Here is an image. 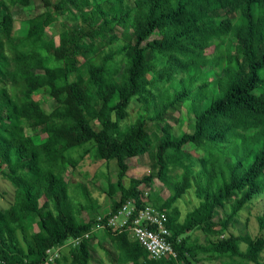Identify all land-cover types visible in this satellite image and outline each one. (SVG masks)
Returning <instances> with one entry per match:
<instances>
[{"label": "trees", "instance_id": "16d2710c", "mask_svg": "<svg viewBox=\"0 0 264 264\" xmlns=\"http://www.w3.org/2000/svg\"><path fill=\"white\" fill-rule=\"evenodd\" d=\"M40 2L15 26L12 9L29 0H0V177L13 188L0 210V259L42 264L46 250L91 230L95 218L67 200L77 160L66 153L89 143L80 159L116 163L115 182L94 185L119 191L108 213L130 198L164 211L175 251L152 260L130 232L97 233L109 264H264V212L257 236L233 233L245 206L264 201V0ZM119 29L125 40L111 46ZM142 156L151 172L124 186L127 160ZM152 180L165 200L144 197ZM190 194L192 213L205 215L178 232V201ZM192 228L200 235L182 237ZM93 237L49 264H94Z\"/></svg>", "mask_w": 264, "mask_h": 264}, {"label": "rangeland", "instance_id": "374dc122", "mask_svg": "<svg viewBox=\"0 0 264 264\" xmlns=\"http://www.w3.org/2000/svg\"><path fill=\"white\" fill-rule=\"evenodd\" d=\"M128 1L129 0H123V3ZM41 11L42 6L40 0H29L28 6H17L13 8L12 12L14 13L15 26H18L22 20L34 17ZM74 18L75 16L72 14L66 15L63 17V19L56 21L53 25V28L47 33L48 38H54L56 41L57 35L61 30V22L66 21L71 23ZM122 32L123 30L119 29L116 33L109 35L108 39L111 46H115L118 43H123L125 39L123 38ZM126 41L128 40L126 39ZM207 52L210 55L214 54L212 48H210ZM257 84L259 87L264 88V78L261 77L257 81ZM51 106V102L43 104V107L46 110H50ZM137 116L138 115L135 108H131L129 110V120H134L137 118ZM128 118L125 120L126 122H128ZM165 127L167 129L172 128L173 130H176L177 124L174 120L170 119L166 122ZM151 136L155 142L157 140L156 134L151 133ZM81 146L73 147L66 153L67 157L77 160V165L71 169L68 175L67 200L70 205V210L73 211V213L76 212L79 207L82 208L78 217L87 219L89 215H92L96 219L97 217L103 216L109 212L111 199L118 200L120 194L119 191H116L112 197H109L105 193H102L94 185L100 182H104L106 184L115 182L117 167L114 160H110L108 162L91 163L87 157L80 159V156H82V154L84 155L85 150L89 148L90 144L87 143L84 146ZM127 164L128 169L123 178L124 186H128L130 179H140L144 175L149 174V172L152 170L150 167L149 158L147 156L129 159L127 160ZM174 172L177 171L174 170ZM140 188L143 190V192H146L148 196L150 193L152 197H159L162 201L165 200V198H167L169 195V191L156 180H152L151 186L148 189L144 190L143 186ZM12 192L13 188L11 185L0 177V210L7 209L10 206L12 202ZM259 200V197L253 198V203L247 204L243 212L238 215L237 223L233 230L235 235H248L251 237L258 235L254 218L255 216H258L264 212V201L261 202ZM195 205L196 201L193 199L191 194L185 196L182 201H178V207L180 211L176 221V231L179 232V230H182L184 225L190 222L191 218H196L198 220L205 215L202 211L192 213ZM88 207H92L93 210L89 209ZM199 233V231H196L192 228L182 237L199 236ZM100 239V237H95L90 242L91 259L94 264H109L105 258L103 250H101L97 244ZM240 248L244 250L245 246L240 245ZM214 264L218 263L216 262Z\"/></svg>", "mask_w": 264, "mask_h": 264}, {"label": "built area", "instance_id": "2783aa9c", "mask_svg": "<svg viewBox=\"0 0 264 264\" xmlns=\"http://www.w3.org/2000/svg\"><path fill=\"white\" fill-rule=\"evenodd\" d=\"M147 195L144 192V197ZM167 217L164 211L151 206L137 208L135 199L124 201L113 213L99 216L90 231L82 236L68 240L65 244L46 250V259L42 264H49L58 255L60 249L75 247L81 240H88L97 233L110 231L113 234L130 232L152 260L175 257L170 231L167 228ZM0 264H5L0 259Z\"/></svg>", "mask_w": 264, "mask_h": 264}]
</instances>
